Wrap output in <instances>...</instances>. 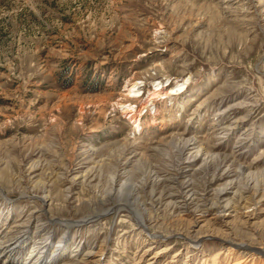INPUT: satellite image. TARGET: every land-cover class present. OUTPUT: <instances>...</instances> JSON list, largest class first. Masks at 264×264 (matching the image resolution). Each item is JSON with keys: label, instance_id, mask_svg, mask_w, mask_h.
<instances>
[{"label": "rangeland", "instance_id": "1", "mask_svg": "<svg viewBox=\"0 0 264 264\" xmlns=\"http://www.w3.org/2000/svg\"><path fill=\"white\" fill-rule=\"evenodd\" d=\"M225 187L247 203L203 218ZM261 188L264 0H0V264H264Z\"/></svg>", "mask_w": 264, "mask_h": 264}, {"label": "bare ground", "instance_id": "2", "mask_svg": "<svg viewBox=\"0 0 264 264\" xmlns=\"http://www.w3.org/2000/svg\"><path fill=\"white\" fill-rule=\"evenodd\" d=\"M158 67V66H157ZM156 67V68H157ZM155 72H156V74L157 75H159V77H164V78H166V79H168V77L166 76V74H165V72H164V70H162V68H158L157 70L155 69ZM186 83V82H185ZM160 85V83H158V85H156V87H158ZM184 86H185V84L184 83H182V84H179V85H177V86H175V87H177V89L175 90V88H172L171 90H170V92L169 93H165V94H162V93H164V89H163V87H162V90H161V88H159V89H157L156 90V92L154 91V93H152L151 95L153 96V99H155V98H160V99H162V98H167V97H170V96H172V95H177V94H179V93H182L183 92V90H184ZM138 87V84H132L131 85V89L130 90H128V94H127V96L128 97H131V98H138L139 96H140V94H139V92H141L140 91V89L139 88H137ZM159 90V91H158ZM163 91V92H162ZM164 95V96H163ZM125 108H127L126 109V111H125V113H130L131 115H130V118L131 119H134V122L135 123H137V126H136V128H137V130L139 131L140 130V122H139V119H138V117H133V109H128V108H131V104H129V105H127V106H124V109ZM186 150H189V151H191V152H193V150H190L189 149V146L187 147V149ZM182 151V150H181ZM203 151V149L202 148H200L199 150H198V153H201ZM197 153V154H198ZM187 163V162H186ZM189 163V162H188ZM37 171H38V168L37 167H30V169H29V173H30V175H33L32 177H31V179L33 180V179H35V177L38 175V174H36L37 173ZM36 174V175H35ZM78 178V176H76L74 179H73V181H75L76 179ZM21 185V184H20ZM39 184H37L36 183V181H32V188H35V187H37ZM174 185V184H173ZM41 188V187H40ZM263 188H261L260 189V192H259V195H261V196H263L264 195V189L262 190ZM262 190V191H261ZM230 191V188H228V187H225V188H223V189H220L219 191H218V193L216 194V196H217V201H216V203H214V204H212L209 208L206 206V205H204V203L203 204H201L200 205V210H202V217L204 218V217H206L205 216V214L204 213H208V212H228V211H237V209H239L240 207H239V204L241 203V202H243V203H247V200H246V196L245 195H248L249 194V192H248V190H246V191H240V193H238V199H235V201L234 200H231V201H229V202H227L225 205H222V204H220V200L224 197V196H226L227 194H228V192ZM0 192H1V189H0ZM47 192V191H46ZM45 192V190H44V192H43V194H44V196L43 197H41V200H42V202H43V204H47V202H48V200L50 199V195H48V193H46ZM117 192V191H116ZM112 193L111 192H109L108 193V198H110V197H112V195H111ZM187 196H186V198L184 199L185 201H190V200H192V201H195V200H200L201 202H204L203 201V199H204V197H203V199L201 198V197H198L197 196V194L194 192V190H189L187 193ZM186 194H184V195H186ZM118 195V197H120V199L119 200H117V205L119 206L120 204L121 205H123L124 206V208L126 207V208H128L129 209V211H131V213L135 216V218H136V220H137V222L138 223H140L141 225H143L144 224V216H143V214L139 211V209L138 208H136L135 206H136V204L134 203V202H131L130 201V199L132 198V196H133V194H132V190L129 192V193H123L121 196L119 195V193L117 194ZM107 196V195H106ZM167 199L168 200H170L171 201V203L173 202L176 206L177 205H180V202H174V201H176L175 200V198H174V195L173 194H168L167 195ZM101 203L102 202V200H100V201H95V203L94 204H92V205H89V206H87L86 208L87 209H90L91 207H93L94 205H96V204H98V203ZM185 204H187L186 202H185ZM196 204V203H195ZM237 204V205H236ZM102 205V204H101ZM184 205V204H183ZM203 208V209H202ZM100 209H101V207H100ZM102 210V209H101ZM109 209H105V210H103V211H95V210H93V208H92V212L91 213H89V215L87 216V217H85V218H83L82 220H80V221H77L78 222V225H81V223L82 222H84V221H94L96 218H98L102 213H104L105 211L107 212ZM143 211L144 212H146V209L144 208L143 209ZM115 212V211H114ZM117 212V211H116ZM88 213V212H87ZM33 217H35V216H31L30 218H28L27 219V221H23V222H21V223H19L16 227H25L26 226V224H27V222H28V220L29 219H34ZM245 217V220H247V221H249V218H247V216H244ZM243 217V218H244ZM242 218V220L244 221V219ZM247 221H245V222H247ZM62 222H64V221H62ZM244 222V223H245ZM40 225H42V224H40ZM70 225V223H65V226L66 227H68ZM211 224H209V226H210ZM49 238H50V236H48V237H46V239H43L44 241H42V242H39V243H37V245L40 247V245H42L41 247H45V244H47L48 242H49ZM18 240V241H17ZM14 243H10L9 244V242H10V240H9V233H3V235L0 237V253L1 252H6V249H9L6 253H7V257H14L15 256V253H17V251H19V250H21V247H22V245H23V243H24V239L22 238H20V239H17ZM47 242V243H46ZM14 244H17L14 248H13V245ZM64 245V246H63ZM62 246H60L61 248H60V250L58 251V253L55 255V256H53V257H51V258H49V259H47V256L46 255H44L43 254V251H41V252H39V253H37L38 255H36V256H34L33 257V255H32V257L29 259V262H31V263H29V264H57V261L58 260H60L64 255H65V250H66V246H65V243L63 244ZM149 249H147L146 251H148ZM33 251V250H32ZM36 253V252H35ZM160 253H162V252H156L155 253V255H153L151 258H150V262H149V264H154L155 262H156V260L158 259V254H160ZM95 253H93V252H90V253H88L87 255H86V259H80L77 255H75L74 256V260L72 261L73 263L72 264H85L84 262H86L87 260H89L90 258L89 257H91L92 255H94ZM232 254V253H231ZM239 261V260H238ZM242 262V261H241ZM244 262V261H243ZM71 264V263H70ZM235 264H241V263H236L235 262Z\"/></svg>", "mask_w": 264, "mask_h": 264}]
</instances>
